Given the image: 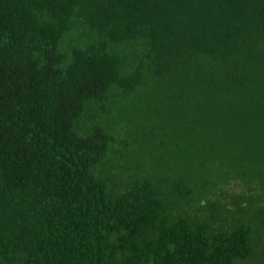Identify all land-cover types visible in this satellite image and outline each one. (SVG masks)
<instances>
[{
    "label": "trees",
    "instance_id": "16d2710c",
    "mask_svg": "<svg viewBox=\"0 0 264 264\" xmlns=\"http://www.w3.org/2000/svg\"><path fill=\"white\" fill-rule=\"evenodd\" d=\"M264 264V0H0V264Z\"/></svg>",
    "mask_w": 264,
    "mask_h": 264
},
{
    "label": "rangeland",
    "instance_id": "374dc122",
    "mask_svg": "<svg viewBox=\"0 0 264 264\" xmlns=\"http://www.w3.org/2000/svg\"><path fill=\"white\" fill-rule=\"evenodd\" d=\"M253 264H255V263H253Z\"/></svg>",
    "mask_w": 264,
    "mask_h": 264
}]
</instances>
